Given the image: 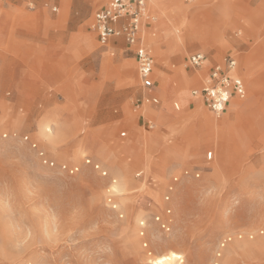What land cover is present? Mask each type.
Listing matches in <instances>:
<instances>
[{"label": "rangeland", "instance_id": "rangeland-1", "mask_svg": "<svg viewBox=\"0 0 264 264\" xmlns=\"http://www.w3.org/2000/svg\"><path fill=\"white\" fill-rule=\"evenodd\" d=\"M156 2L152 103L124 37L97 40L98 1L0 0V264H264V0H181L186 16ZM189 26L207 49L180 43ZM196 51L238 60L246 95L220 114L191 104Z\"/></svg>", "mask_w": 264, "mask_h": 264}, {"label": "built area", "instance_id": "built-area-1", "mask_svg": "<svg viewBox=\"0 0 264 264\" xmlns=\"http://www.w3.org/2000/svg\"><path fill=\"white\" fill-rule=\"evenodd\" d=\"M154 19L155 18L148 12L146 0H108L107 5L97 11L92 24V28L96 31L98 40L102 45L108 44L114 36H123L129 45L136 47L135 53L138 60L139 75L143 87L148 90L154 87V58L147 46L142 42L141 29L144 20ZM188 63L192 67L201 68L206 65L207 57L203 53H194L188 58ZM236 65V60L230 58L225 65L214 66L208 77L204 80L202 86L192 91L193 96L200 97L210 111L216 114L222 113L229 104L232 96L236 95L242 98L246 95V85L243 79L234 74ZM225 96L227 99H225ZM152 101L158 103L159 100L157 98H152ZM149 127L153 128L154 125L149 123ZM122 135H125V132H123ZM25 138L29 140L28 136ZM31 143L34 147H37L35 142ZM40 155L45 162L54 165V161L46 158L44 152L41 150ZM207 157L211 159L213 157V151H209ZM87 162L91 163V160L87 159ZM94 167L100 170L104 175H107V171L102 170L98 163H94ZM62 168L69 170L71 173L78 170V167H67L65 164L62 165ZM141 173L142 172H138L137 176H140ZM188 173L189 172L186 171V174ZM194 175L199 177L200 172H196ZM174 180L176 181L177 177H175ZM114 181L113 179V182ZM168 190H173V185H170ZM109 192L107 203L113 210H118V204L115 200L116 194L110 189ZM165 198L169 200L170 194H167ZM167 212L170 213L171 209H168ZM119 215L121 217L123 216L122 213H119ZM154 220L163 231L169 232L171 230L168 220L164 219L162 216L156 215ZM145 232V222L141 221L140 235L145 236ZM238 236L242 237L241 234ZM232 239V235L225 236L220 246L224 247L226 243ZM144 245L147 246L148 243L145 241ZM151 254L152 252L149 251V255ZM220 255L221 252L218 251L217 257ZM179 259L180 256L177 257V260ZM214 264H219V262L216 261Z\"/></svg>", "mask_w": 264, "mask_h": 264}, {"label": "crops", "instance_id": "crops-1", "mask_svg": "<svg viewBox=\"0 0 264 264\" xmlns=\"http://www.w3.org/2000/svg\"><path fill=\"white\" fill-rule=\"evenodd\" d=\"M146 1H148V0H146ZM157 1V0H156ZM98 3H99V7L96 9V11L94 12V15H93V20H92V23H91V28H92V24H93V22H94V18H95V14L97 13V11H99V10H101L102 8H104L106 5H107V3H108V0H98ZM212 8V9H211ZM54 9H56V8H54ZM147 9H148V12H149V14L151 15V16H153L155 19L154 20H144L143 21V24H142V29H141V39H142V42L147 46V48L149 49V51L151 52V54H152V56H153V58H154V55H153V53H152V50L150 49V47L146 44V41H145V38H144V35H143V31L146 29V28H148L155 20H156V15L155 14H153L151 11H150V9H149V5H148V2H147ZM210 9H211V12H212V14H213V16H214V20H210V23L211 24H214V25H216V24H219V23H221V24H223V26H225V29L227 30V28H228V24H229V18H228V15H227V13L226 12H223L222 10H219V9H217L215 6H210ZM114 38V37H113ZM113 38H111V40L113 39ZM97 40H98V35H97ZM110 40V41H111ZM99 41V40H98ZM109 41V42H110ZM127 45L131 48V50L134 52V57H135V60H136V62H137V64H138V60H137V57H136V53H135V51H136V47L135 46H133V45H129L128 43H127ZM194 53H203V54H205L206 55V57H207V63H206V65L205 66H203V67H201L202 69L204 68V69H208V71H207V73H206V76H205V78H204V80L208 77V75H209V73H210V71H211V69L214 67V66H216V65H225L226 64V62H227V60L228 59H230V58H233V59H235L236 60V62H237V65H236V68H235V71H234V74L235 75H237V76H239V77H241L242 79H243V81H244V78L241 76V74L239 73V70H238V60H237V58L235 57V56H232V55H229L228 57H225V59L223 60V61H221V62H217L216 64H213V65H210V62H211V60H210V57H209V55L207 54V53H205V52H203V51H196V52H193V53H191L190 55H192V54H194ZM190 55L188 56V58L190 57ZM132 66V65H131ZM131 66H129L128 67V73L131 75V77H133V75H132V72H133V70H132V68H131ZM154 66H155V58H154ZM138 73H139V71H138ZM139 77H140V75H139ZM141 79V78H140ZM154 80V79H153ZM204 82V81H203ZM203 82L198 86V87H196V88H194V89H198V88H200L201 86H202V84H203ZM244 83H245V81H244ZM155 85H156V82H155V80H154V87L153 88H155ZM246 85V84H245ZM143 86V85H142ZM152 88V89H153ZM152 89L151 90H148V92L146 93V94H144V97H143V102H144V100H146L147 102H152V103H154L153 101H152V98H157L158 100H159V98H158V96H156V94H154L153 92H152ZM193 89V90H194ZM192 90V91H193ZM192 96H193V94H192ZM235 97H237L236 95H234V96H232V98H231V100H230V102H229V105L231 104L232 105V102L233 101H239L237 98H235ZM193 98H197V99H199L200 101H198V102H196L195 104L192 102L191 104L192 105H196V106H205L206 107V105H205V103L203 102V100L200 98V97H196V96H193ZM230 105V106H231ZM229 106V107H230ZM207 108V107H206ZM208 109V108H207ZM146 123L149 125V123H152L153 125H154V122H153V119H146ZM123 132H125V135H122V136H126V134H127V131L126 130H124V131H122L121 132V134L123 133ZM209 151H213V150H209ZM209 151H207V153L209 152ZM214 153V152H213ZM208 158V157H207Z\"/></svg>", "mask_w": 264, "mask_h": 264}, {"label": "bare ground", "instance_id": "bare-ground-1", "mask_svg": "<svg viewBox=\"0 0 264 264\" xmlns=\"http://www.w3.org/2000/svg\"><path fill=\"white\" fill-rule=\"evenodd\" d=\"M93 1H98V0H85L86 3H92ZM151 1L152 0H148L149 6H151ZM160 4H168L169 7H172V10L174 12H176L178 14H183V16L184 15L186 16V13H187L186 9L187 8L181 4V0H158V2H156V5H160ZM192 19H193V17H192ZM194 20H192V21H194ZM190 27L191 26H189V28H185V29L180 27L176 30V33L178 35V40L180 41V43L183 46H191L194 44L201 43L202 47L204 49H207L208 45L206 44V42H208V41H206V37H207L206 34L205 35L198 34V32H195V30L192 29L193 27L192 28H190ZM177 256H178V254L176 252H172L169 256L163 255V256L158 257L156 260L153 261V264H157V262H161V264H172L170 262L173 260L174 257H177Z\"/></svg>", "mask_w": 264, "mask_h": 264}, {"label": "snow or ice", "instance_id": "snow-or-ice-1", "mask_svg": "<svg viewBox=\"0 0 264 264\" xmlns=\"http://www.w3.org/2000/svg\"><path fill=\"white\" fill-rule=\"evenodd\" d=\"M225 99H227V97L225 96ZM157 264H161V262H157Z\"/></svg>", "mask_w": 264, "mask_h": 264}]
</instances>
